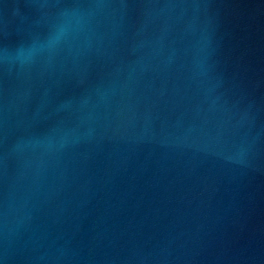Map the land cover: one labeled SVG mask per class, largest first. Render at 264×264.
I'll return each mask as SVG.
<instances>
[{"label":"water","instance_id":"95a60500","mask_svg":"<svg viewBox=\"0 0 264 264\" xmlns=\"http://www.w3.org/2000/svg\"><path fill=\"white\" fill-rule=\"evenodd\" d=\"M0 264H264V0H0Z\"/></svg>","mask_w":264,"mask_h":264}]
</instances>
